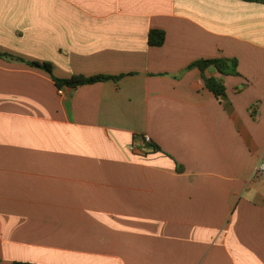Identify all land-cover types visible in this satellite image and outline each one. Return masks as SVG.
<instances>
[{
  "label": "crops",
  "instance_id": "crops-1",
  "mask_svg": "<svg viewBox=\"0 0 264 264\" xmlns=\"http://www.w3.org/2000/svg\"><path fill=\"white\" fill-rule=\"evenodd\" d=\"M0 51V264H264V3L0 0Z\"/></svg>",
  "mask_w": 264,
  "mask_h": 264
},
{
  "label": "trees",
  "instance_id": "trees-1",
  "mask_svg": "<svg viewBox=\"0 0 264 264\" xmlns=\"http://www.w3.org/2000/svg\"><path fill=\"white\" fill-rule=\"evenodd\" d=\"M248 1H256V2H262L261 0H248ZM165 32L159 31V30H152L149 35V42L150 45L155 47H161L165 42ZM0 58H13L10 57L7 54H4L0 51ZM19 62L26 63L23 60L16 59ZM33 67L41 68L45 72H47L49 75H51L56 82L57 86L59 88H62L64 86L69 87L71 89H77L80 86L87 85V84H93L96 82H102V81H108V80H119L121 77H110V76H97V77H91V78H85V77H74L71 79H58L53 76L52 72V66L50 64H40L37 62L29 63ZM209 67H214L217 69L218 72H220L222 75L226 76H237L238 73V61L233 60H226V59H214V60H200L193 65H191L190 68H199L202 72L205 71V69ZM206 86L207 88L212 91L217 97L222 98L225 96V87L221 80L216 78H207L206 79ZM254 116V112H253ZM152 147L160 151V147H158L156 144L152 143ZM14 264H32V263H24V262H15Z\"/></svg>",
  "mask_w": 264,
  "mask_h": 264
},
{
  "label": "built area",
  "instance_id": "built-area-1",
  "mask_svg": "<svg viewBox=\"0 0 264 264\" xmlns=\"http://www.w3.org/2000/svg\"><path fill=\"white\" fill-rule=\"evenodd\" d=\"M60 93L61 94H63V92L62 91H60ZM131 150L132 151H136V147H131ZM257 170L259 171V173H264V160H261L260 161V164H259V166L257 167Z\"/></svg>",
  "mask_w": 264,
  "mask_h": 264
},
{
  "label": "water",
  "instance_id": "water-1",
  "mask_svg": "<svg viewBox=\"0 0 264 264\" xmlns=\"http://www.w3.org/2000/svg\"><path fill=\"white\" fill-rule=\"evenodd\" d=\"M149 146H151V145H149Z\"/></svg>",
  "mask_w": 264,
  "mask_h": 264
}]
</instances>
